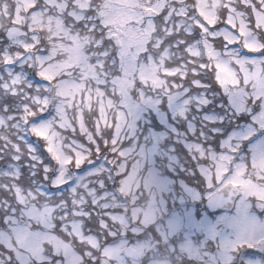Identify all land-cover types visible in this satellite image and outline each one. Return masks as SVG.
Listing matches in <instances>:
<instances>
[{"label":"snow or ice","instance_id":"snow-or-ice-1","mask_svg":"<svg viewBox=\"0 0 264 264\" xmlns=\"http://www.w3.org/2000/svg\"><path fill=\"white\" fill-rule=\"evenodd\" d=\"M0 264H264V0H0Z\"/></svg>","mask_w":264,"mask_h":264}]
</instances>
